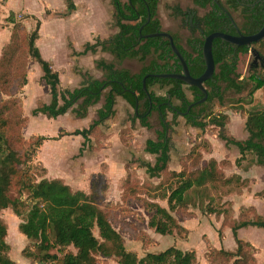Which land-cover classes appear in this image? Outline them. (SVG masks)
<instances>
[{"label": "trees", "instance_id": "16d2710c", "mask_svg": "<svg viewBox=\"0 0 264 264\" xmlns=\"http://www.w3.org/2000/svg\"><path fill=\"white\" fill-rule=\"evenodd\" d=\"M192 1L201 8H208L202 17L204 35L214 31L235 32L231 13L222 12L213 5V0ZM227 1L229 10L237 8L238 0ZM158 2L159 0H111L115 8V23L118 31L108 38L96 37L94 42H87L82 51L76 52V54H86L101 49L111 53L118 61L136 58L145 62L148 57H151L138 72L118 67L115 62L100 58L95 61V64L103 71V77H94L87 71H79L82 77L81 84L72 89L60 90L58 70L53 68L50 61L43 58L36 46L40 20L33 15L30 17L36 20L35 29L21 38L23 45L16 61L23 57H34L43 71V80L50 86V101L38 102L36 108L32 110L34 115L41 113L48 117H57L72 110L78 117H84L89 107L104 96V102L97 110V118L88 127L76 128L72 131L62 129L59 132L58 136L81 135L84 138L82 149L90 142L91 136L100 131L101 125L114 116V105L118 95L134 107L135 115L147 128L151 127L149 119L152 112H158L161 128L156 130L157 138L147 139L145 146L147 152L156 154L155 162L151 163L138 158L128 162L126 167L128 170L130 167L145 168L149 177H160L165 174L172 177L173 181L168 184V190L162 194V198L167 200L166 207L156 201L145 200L146 207L153 211L148 221L149 226L156 232L166 235L176 231L177 233L187 232L186 227L179 223L172 212L187 209L191 189L205 188L206 190L207 187L215 189L230 184L238 177L235 174L226 176L220 166L223 161L219 162L213 157L205 160L197 147H194L187 157L188 161H194L192 168L186 166V157L181 159L180 170L169 168L171 150L169 132L172 123L167 118V111H172L173 100L179 101L176 108L184 112L189 125L202 129L208 125L217 127V136L225 141L227 146L235 145L238 148L240 156L236 162L245 160L249 153H253V161L249 165L252 163L264 165V108L247 113L245 127L249 135L245 139H239L226 127L227 114L213 115L212 111L205 106L206 103L213 101L223 104L224 92L228 89H233L237 93L247 90L246 99H251L255 91L264 90V74L258 72L254 63L248 78H241L238 68L240 56L248 54L251 50L250 46H236L215 38L212 50L219 70L203 83L208 91L205 102L193 105L188 112L189 104L202 98L204 93L196 86H189L180 79L152 75L146 79L150 92L148 96L143 89V78L146 74L182 70L168 38L141 35L163 30L158 17ZM67 5L69 9H74V0H67ZM148 14H150L149 20H147ZM182 14V10L177 8L175 15ZM255 23V27L245 34L254 33L260 29L264 23L263 12ZM20 27L24 29L22 25ZM173 37L187 60L191 74L193 76L202 74L205 69L201 49L204 38L199 34L190 37L187 44L192 51H187L179 43L177 35L173 34ZM251 47L260 54V68L264 69V39L252 43ZM8 50L13 52L11 45H8ZM8 50L4 51L0 63L2 67L0 70V212L6 208H12L15 214L22 218L19 223L20 232L36 240L34 243L36 249L29 246L23 250L31 263L99 264V256H115L119 264H195L197 254L194 249L184 250L172 245L160 252H149L143 257H138L134 251L128 250L124 244L123 235L113 223L110 210L98 203L103 197H97L99 192L95 186L97 182L103 184L105 188L107 185L102 171L95 174L89 193L81 190L73 191L60 178L37 179L39 173L45 174L46 168L35 163L33 157L47 137L34 135L27 139L22 134L26 117L22 114V103L17 93L28 81L27 58L21 61L20 71L17 72L16 69L9 71L8 67L12 64L10 60L16 51L8 55ZM155 84L165 89V93L157 94L153 91L151 88ZM185 85L191 91L192 99L187 95ZM13 189H16L17 195L13 194ZM154 189H159V186H155ZM143 191L144 184L131 170L128 171L124 179L122 200L143 202L144 197L141 195ZM23 194H26L25 198ZM247 209L254 212L252 218L230 221L237 249L232 251L212 248L207 253L211 264H254L255 258L248 249H253L254 245L239 238L237 231L248 225L264 227V217L256 212L254 206H249ZM212 213L226 215V211L221 209L212 210ZM95 229L98 235L95 234ZM7 233V224L0 216V264H15L8 255L10 246L6 240Z\"/></svg>", "mask_w": 264, "mask_h": 264}, {"label": "rangeland", "instance_id": "374dc122", "mask_svg": "<svg viewBox=\"0 0 264 264\" xmlns=\"http://www.w3.org/2000/svg\"><path fill=\"white\" fill-rule=\"evenodd\" d=\"M101 2L104 4L103 8L106 12L107 27L117 32L115 9L111 0H101ZM13 5L16 7L27 5L26 7L29 10H33L35 14L41 16H37L41 25L36 44L43 57L53 62V68L58 70L60 90L72 89L80 85L82 79L77 74V67L89 72L94 77H103V71L96 67V59L103 58L107 61H113L118 67L128 68L132 72H138L142 65L148 63L151 59V57H148L145 62L136 58L118 61L108 52H96L86 56L87 58H84L86 64H82V56L76 54V49L81 50L85 41L91 40L92 25L98 28L99 22L97 23L98 20L96 19L101 20L98 10L91 11L90 14L80 11L79 14H82L80 17H78V14L76 17L59 20L48 17L49 15H58L60 11L51 14L52 10H47L46 7L45 12L42 14L41 5H38L37 0H16ZM13 5L7 4V0H0V63L4 51L8 50V45H11L12 51L16 52L10 60L12 64L8 69L9 71L16 69L18 72L20 71L21 61L27 58L23 57L16 61L23 45L21 44V38L35 29L36 20L30 17L32 13L26 10L14 9ZM177 8L180 10L192 8L199 15L205 14L208 8H201L194 4L192 0H159L158 2V17L162 29L176 34L181 46L190 51L187 40L198 34H191L188 25L181 20V16L175 15ZM231 11L236 20L240 22L241 14L239 11ZM21 25L25 30L20 27ZM50 31L53 32V39L46 41V33H50ZM113 31L110 32V35H113ZM67 35L70 36L68 39L69 51L67 53L70 58L69 65L65 46ZM13 52L9 51L8 55ZM23 52H25V49H23ZM254 63L258 68V72L263 75L264 69L260 68L261 60L255 58L251 50L248 54L240 56L238 68L241 78H248ZM1 68L0 66V70ZM218 70L219 66L216 65L215 72H218ZM26 71L27 84L17 93L22 103V114L26 117L22 134L27 139L34 135L47 137L38 147L33 157L35 163L46 168L45 174L40 175L39 173L37 179L41 177L60 178L73 191L81 190L89 193L95 174L102 171L105 174L107 185L105 188L103 184L97 182L95 186V189L99 192L97 197H103L98 203L110 210L113 223L123 235L126 248L134 251L138 257H143L149 252H160L174 245L184 250L194 249L197 254L195 264H211L207 253L212 248H224L232 251L237 249V242L231 229H229L230 221L252 218L254 212L247 209L249 206H254L256 212L264 217V175L257 174L255 182L254 180L250 181V179L243 182L233 180L230 184L215 189H209L208 187L206 190L205 188L191 189L187 209H178L172 212L179 223L186 227L187 232L177 233L176 231L166 235L156 232L148 224L153 211L146 207L145 200L156 201L166 207L167 200L162 198V194L168 190V184L173 181L172 177L166 174L160 177H149L145 168L130 167L132 173L144 184V191L141 192L144 201L124 202L122 194L124 179L130 171L126 167L127 163L138 158L151 163L156 160V154L147 152L145 146L147 139L157 138L156 130L161 128L158 112H152L149 119L151 127L147 128L141 124L140 118L135 115L134 107L130 103L125 100L123 102L117 101L114 106V116L101 125L100 131L91 136V143L85 145L84 150L82 149L79 153L83 139L79 141L80 139L76 138L78 136L74 137L72 135L58 136L59 132L62 129L72 131L76 128L88 126L97 117V110L102 106L104 96L96 104L89 107L86 118L79 119L80 117L72 110L57 117H48L43 114L36 116L33 115L32 110L36 108L38 102L50 101V89L43 80L41 66L34 57L27 58ZM184 88L189 98L192 99L193 96L188 86L185 85ZM151 89L157 94L165 93V89H161L157 84L153 85ZM247 92L246 90L237 93L233 89H228L224 92L223 104L217 101L205 104L213 115L227 114L226 127L233 136L239 139H245L249 135L245 127L247 113L254 109L264 108L263 89L255 91L252 98L248 100L246 99ZM173 102L176 105L179 104L176 99ZM167 113V118L172 123L169 132L171 138L170 169L180 170L182 167L181 159L185 157L186 166L192 168L194 161H188L187 157L194 147H197L205 160L210 158V152L211 154L213 152L217 158L222 159L223 163L231 162L233 155H235L233 149L235 150L237 147L235 145H225V142L217 136V127L208 125L205 129H202L189 125L184 115L180 113L176 115L172 111H167ZM64 152H66L65 155ZM252 158L253 153H249L245 157L244 164L251 163ZM155 186H159V189L162 187V190L154 189ZM12 192L17 195L16 189H13ZM25 197L26 194H23V198ZM219 209L225 210L226 215L212 213V210ZM0 216L8 227L6 240L10 246L9 257L15 261V264H29V259L26 261L27 257L23 250L29 246L36 249L34 246L36 240L20 232L19 223L22 218L17 216L12 208L2 210ZM95 234L98 235L97 229H95ZM238 236L254 245L253 249L248 248L249 253L255 258L254 264H264V227L248 225L239 228ZM99 258V264H119L115 256H99Z\"/></svg>", "mask_w": 264, "mask_h": 264}, {"label": "crops", "instance_id": "0c3cea01", "mask_svg": "<svg viewBox=\"0 0 264 264\" xmlns=\"http://www.w3.org/2000/svg\"><path fill=\"white\" fill-rule=\"evenodd\" d=\"M38 1V5H41V12H42V14H43V12H45V8L47 7V10H52V13L51 14H54V13H57V11H60L59 12V14L58 15H49V17L48 18H57V19H59V20H61L62 18H65V19H67V18H71V17H73V16H77L79 13H80V11H84V12H86L87 14H90L91 13V11H96V10H98V12L100 13V16H101V20H99V19H96V20H98L97 21V23H98V28L96 27V26H94V25H92V29H91V40H86L85 41V43H84V45L87 43V42H94V39L96 38V37H101V38H108L109 36H111L110 35V32L111 31H113V30H111V29H109V27H107V25H106V12H105V10H104V8H103V6H104V4L101 2V0H74V4H75V8L74 9H69L68 8V5H67V0H37ZM16 3V0H7V4H15ZM24 4V3H23ZM22 7H19V6H12L14 9H20V10H26V11H28V12H30V13H32V15L33 16H38L37 14H35V12L33 11V10H29L26 6L27 5H21ZM115 9V8H114ZM64 13H66L65 15H64ZM86 13H85V15H86ZM93 13V12H92ZM82 15V14H81ZM80 14L78 15V17H80L81 16ZM38 17H41V16H38ZM37 17V18H38ZM77 17V18H78ZM39 19V18H38ZM40 20V19H39ZM40 25H41V23H40ZM45 27V26H44ZM40 29V28H39ZM114 33H116L115 31H113V34ZM46 35H47V39H46V41L48 40V39H53L52 38V36H53V32L52 31H50V33H46ZM69 35H67L66 36V41H65V46H66V56L68 57V55H67V53H68V51H69V46H68V39H69ZM39 38V37H38ZM37 38V39H38ZM71 39V38H70ZM72 40V39H71ZM74 45V44H73ZM84 45H83V47L81 48V50L80 49H76V51L77 52H80V51H82L83 50V48H84ZM36 46H37V44H36ZM38 47V46H37ZM38 49H39V47H38ZM39 51H40V49H39ZM96 52H106V51H102L101 49H98L97 51H95V52H88V53H86V54H77L78 56H82L81 58H82V64H86V62H85V59L84 58H87L86 56H88V55H90V54H93V53H96ZM40 53H41V55H42V52L40 51ZM109 53V52H108ZM111 54V53H110ZM112 55V54H111ZM43 56V55H42ZM44 58V57H43ZM69 57L67 58V60H68V65H69ZM97 60V59H96ZM95 60V61H96ZM49 61V60H48ZM51 62V61H50ZM52 63V66L54 67V65H53V62H51ZM56 67V66H55ZM69 68V67H68ZM77 69H78V72H77V74L81 77V75H80V73H79V71H83L81 68H78L77 67ZM43 72V71H42ZM77 76V75H76ZM81 79H82V77H81ZM82 82V81H81ZM46 83V82H45ZM47 84V83H46ZM81 84V83H80ZM48 85V84H47ZM49 86V85H48ZM77 87V86H76ZM49 89H50V86H49ZM50 98H51V91H50ZM102 98V97H101ZM127 101L126 99H124L122 96H117L116 97V103H115V105L117 104V101ZM128 102V101H127ZM114 105V106H115ZM115 108V107H114ZM67 113V112H66ZM65 113V114H66ZM39 114H41V113H39ZM34 115V114H33ZM38 115V114H37ZM36 115V116H37ZM44 115V114H43ZM64 115V114H63ZM59 116H61V115H59ZM82 118H86V116H84V117H80L79 119H82ZM97 118V117H96ZM95 118V119H96ZM94 120V119H93ZM93 122V121H92ZM91 122V123H92ZM90 123V124H91ZM89 124V125H90ZM88 125V126H89ZM88 126H86V127H88ZM82 128H84V127H82ZM72 136H78V137H76L77 139H80L79 141H81L82 139H83V142H82V144H81V148H80V152L79 153H81V150H82V146H83V143H84V138L81 136V135H72ZM225 142V141H224ZM90 143H91V141H90ZM46 145H47V143H46ZM87 145H89V143H87L86 144V146ZM226 145V144H225ZM229 146H231V145H229ZM234 146V145H233ZM225 147V146H224ZM226 148V147H225ZM84 150V149H83ZM233 151H234V154L235 155H233V158H232V160H231V162H228V163H223L222 162V159H220V158H217L216 156H215V154L212 152V154H211V152H210V157H213V158H215V159H217L219 162H222L221 163V168L223 169V171H224V173H225V175L226 176H230V175H233V174H235V175H237L238 177H236L235 179H236V181L237 182H243L244 180H246V179H250V181H253L254 180V182L257 180V174H262V175H264V165H259V164H256V163H252L251 165H245L244 163H245V160H241V161H239V162H236V159L240 156V152H239V150H238V148L237 149H233ZM66 154V152H64V155ZM62 156H63V154H62ZM61 156V157H62ZM60 158V157H59ZM242 228V227H241ZM229 229H231V228H229ZM239 230V229H238ZM226 231H228V230H226ZM226 231H225V233H226ZM231 231H232V229H231ZM232 234H233V232H232ZM237 234H238V231H237ZM234 236V235H233ZM239 237V236H238ZM226 238V240H228L227 239V237H225ZM234 238H235V236H234ZM236 240V239H235ZM26 261H28V258H27V260ZM29 262V264H32L31 263V261L29 260L28 261ZM18 264V263H17ZM34 264H39V263H34Z\"/></svg>", "mask_w": 264, "mask_h": 264}, {"label": "water", "instance_id": "95a60500", "mask_svg": "<svg viewBox=\"0 0 264 264\" xmlns=\"http://www.w3.org/2000/svg\"><path fill=\"white\" fill-rule=\"evenodd\" d=\"M217 1V0H214ZM150 19V14H148L147 20ZM144 24L140 27V32L143 28ZM144 37H154V36H164L169 39L170 46L172 50L175 53L176 58L178 59L179 64L182 67V70L180 72H161L156 74H146L143 78V89L145 90L146 94L150 96L149 89L146 84V79L148 76H156L160 78H176L180 79L183 82H185L189 86H196L198 89H200L204 96L200 98L199 100L192 102L188 106V110L196 104H200L202 102H205L208 98V91L204 87L203 83L211 78L215 73V59L213 56V40L215 38H220L223 41L229 42L234 45H246L251 46L252 43L259 42L260 40L264 39V23L260 27V29L254 33L251 34H244L241 31L237 29V34H231L228 32L223 31H214L204 36V42L202 44V55L204 59L205 69L199 76H193L189 70L188 63L186 58L184 57L182 51L179 49V47L176 45L173 34L167 30H161L157 32H151L146 34H141ZM251 52L255 55V58H260V54L251 47ZM137 110V108H136Z\"/></svg>", "mask_w": 264, "mask_h": 264}, {"label": "flooded vegetation", "instance_id": "af4514ba", "mask_svg": "<svg viewBox=\"0 0 264 264\" xmlns=\"http://www.w3.org/2000/svg\"><path fill=\"white\" fill-rule=\"evenodd\" d=\"M227 4H228L227 0H224V1L222 0L214 1L213 0V5H215L222 12L229 13V14L231 13V20H232L233 28L235 30V32L231 34H237V29L244 34L247 31L252 30L256 25L255 23L256 19L260 17V14L262 12L264 13V0H238L237 8L231 9V10L239 11V13L241 14V21L238 22L236 18L234 17L232 11L228 9ZM182 12L183 14L181 15V20L183 21V23L188 24L189 32L191 34L197 33L201 37L204 38L205 36L204 30H203L204 22L202 20V17L204 14L199 15L196 12V10L192 8L182 10ZM201 49H202V46H201ZM190 51H192V48H190ZM190 64L193 66V63L191 60H190ZM195 101L197 100H194L193 102ZM171 108H173L172 109L173 114H175L176 112H179L180 114L184 115L183 111L177 110L176 104L172 103ZM189 111L190 109L188 110V112Z\"/></svg>", "mask_w": 264, "mask_h": 264}]
</instances>
